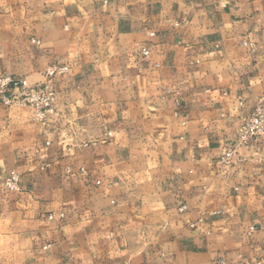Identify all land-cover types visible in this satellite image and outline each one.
<instances>
[{
    "label": "crops",
    "instance_id": "0c3cea01",
    "mask_svg": "<svg viewBox=\"0 0 264 264\" xmlns=\"http://www.w3.org/2000/svg\"><path fill=\"white\" fill-rule=\"evenodd\" d=\"M53 64V123L0 101V264H264V141L221 159L264 0H0V72Z\"/></svg>",
    "mask_w": 264,
    "mask_h": 264
},
{
    "label": "built area",
    "instance_id": "2783aa9c",
    "mask_svg": "<svg viewBox=\"0 0 264 264\" xmlns=\"http://www.w3.org/2000/svg\"><path fill=\"white\" fill-rule=\"evenodd\" d=\"M144 55L150 54V49H142ZM69 71L65 65H50L44 72L42 82H31L26 76L10 72H0V101L7 106L19 105L30 108L35 118L44 126L54 122L59 114L58 92L54 87L55 77ZM264 141V99L247 114L236 129L233 140L225 144L221 159L231 163L239 155V149L260 148ZM21 175L12 170L4 180L8 190L21 189ZM183 208H186L184 205ZM232 264H245L234 262Z\"/></svg>",
    "mask_w": 264,
    "mask_h": 264
}]
</instances>
